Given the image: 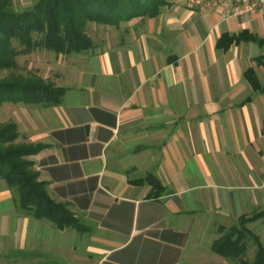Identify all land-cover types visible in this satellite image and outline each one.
Here are the masks:
<instances>
[{
	"label": "crops",
	"instance_id": "crops-1",
	"mask_svg": "<svg viewBox=\"0 0 264 264\" xmlns=\"http://www.w3.org/2000/svg\"><path fill=\"white\" fill-rule=\"evenodd\" d=\"M166 1L61 64L58 104L25 108L29 159L70 215L24 216L31 262L226 264L213 243L264 209V94L246 76L264 86V43L220 42L264 39V5Z\"/></svg>",
	"mask_w": 264,
	"mask_h": 264
},
{
	"label": "trees",
	"instance_id": "trees-1",
	"mask_svg": "<svg viewBox=\"0 0 264 264\" xmlns=\"http://www.w3.org/2000/svg\"><path fill=\"white\" fill-rule=\"evenodd\" d=\"M166 3V0H36L31 7L16 11L11 7V0H0V70L16 67V56L20 52L17 46L24 51L45 48L56 54H80L93 46L86 33L87 22L118 25L135 17L154 16ZM240 40L264 43V39L244 33L223 35L220 42L226 47ZM246 76L251 86L264 94V86L259 84L251 69L247 70ZM64 92L65 88L36 75L18 74L0 79V105H56ZM262 133L264 135V123ZM18 135L15 121L0 123V179L17 191L22 211L37 219L51 218L62 227L70 215L48 196L45 183L38 180L34 162L28 158L36 154L41 145L15 144ZM262 216L264 209L250 216L241 215L238 226H231L227 234L216 240L213 250L224 257H235L236 264H264L263 244L245 227L246 223ZM246 234L253 237L256 245L251 261L241 256L240 239Z\"/></svg>",
	"mask_w": 264,
	"mask_h": 264
},
{
	"label": "rangeland",
	"instance_id": "rangeland-1",
	"mask_svg": "<svg viewBox=\"0 0 264 264\" xmlns=\"http://www.w3.org/2000/svg\"><path fill=\"white\" fill-rule=\"evenodd\" d=\"M35 1L36 0H11V7L16 11H22L31 7ZM122 23L123 22H120L118 25H106L96 22H87L86 33L91 38L94 45L102 42L103 38L109 35L108 33L118 29ZM17 49L20 52L16 56V67L8 70H0V79L18 74L24 76L36 75L53 83L57 73L60 72L61 64H66V61L69 62L71 60L70 58L75 55L56 54L54 51L45 48H34L24 51L22 47L17 46ZM30 106L34 105L24 103H3L0 105V123L9 120L19 121L20 125L17 127L19 135L14 140L15 144H29L21 135V132L23 129L22 121L24 110L25 108H30ZM257 211L259 210H255L254 212ZM27 214L29 213L19 208L17 191L9 187L4 180L0 179V264H35L30 261L29 257L24 256V247L21 246L24 238L22 223L24 216ZM234 225L238 226V222H235L232 226ZM245 227L248 228L251 233L258 236L264 246V216L246 223ZM229 228L223 231L222 236L228 233ZM240 240L242 244L241 256L251 261L256 251L253 237L250 234H246ZM35 259L38 260V258ZM235 262V257H226V264H234ZM42 264L46 263L42 262Z\"/></svg>",
	"mask_w": 264,
	"mask_h": 264
},
{
	"label": "built area",
	"instance_id": "built-area-1",
	"mask_svg": "<svg viewBox=\"0 0 264 264\" xmlns=\"http://www.w3.org/2000/svg\"><path fill=\"white\" fill-rule=\"evenodd\" d=\"M193 7L215 6L218 3L229 9L233 16H241L264 5V0H187Z\"/></svg>",
	"mask_w": 264,
	"mask_h": 264
}]
</instances>
